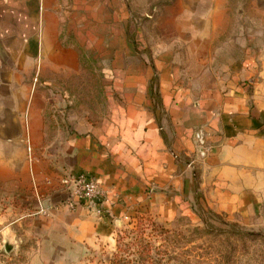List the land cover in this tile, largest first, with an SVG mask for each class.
I'll return each mask as SVG.
<instances>
[{
	"label": "crops",
	"instance_id": "1",
	"mask_svg": "<svg viewBox=\"0 0 264 264\" xmlns=\"http://www.w3.org/2000/svg\"><path fill=\"white\" fill-rule=\"evenodd\" d=\"M162 1L169 4L162 17L172 19L180 6L181 17L190 20L189 29L201 39L200 50L206 45L208 51L216 49L215 43L226 33L224 25L236 17L226 3L240 2L204 0L212 3L206 11H192L186 5L198 0ZM18 2L17 16H27L25 0ZM46 18L42 38L25 33L23 41L6 50L10 62H0V241L9 233L17 236L19 215L8 219L7 212L21 210L31 185L35 210L40 206L48 210L39 217L53 216L54 227L64 230L73 242L107 240L113 220L119 217L117 202L123 187L131 191L136 186L148 190L173 185L174 193L183 192L179 164L170 150L199 161L205 199L216 211L246 216L257 210L264 200V62H231L229 68L215 71L213 57L205 62L200 59L201 66H207L204 74L194 76L190 87L163 94L169 115L161 121L145 101L150 94L133 91L121 121L117 110L108 108L95 127L86 121L74 129L71 111L64 104L70 93L63 88L54 95L57 80L52 78L54 73L57 77L69 75L74 65L72 51L56 44L54 13L47 11ZM34 81L44 83L47 94L36 90ZM56 97L64 103L51 112L48 99ZM24 131L29 132L27 140ZM52 131L63 133L55 138L49 133ZM202 139L203 154L196 146ZM24 143L30 153L29 175L8 170L7 164L11 163L8 148ZM65 174H88L96 179L106 194L98 202L100 212L67 206L70 193L59 183ZM138 177L144 184L137 183Z\"/></svg>",
	"mask_w": 264,
	"mask_h": 264
},
{
	"label": "rangeland",
	"instance_id": "2",
	"mask_svg": "<svg viewBox=\"0 0 264 264\" xmlns=\"http://www.w3.org/2000/svg\"><path fill=\"white\" fill-rule=\"evenodd\" d=\"M226 4L236 17L224 25L226 33L215 43L216 49L208 51L206 45L200 50L201 39L189 29L190 20L181 17L180 6L172 13L178 19L162 17L169 6L162 0H25V17L17 16V7L21 6L18 0H0V62H10L6 50L23 41L26 34L36 33L38 39L42 38L46 12H53L56 44L71 48L74 65L69 75L53 74L57 80L54 95L64 88L70 98L65 103L57 97L48 99V109L57 111L63 103L68 104L72 128L77 129L86 121L95 127L108 108L117 110L121 121L131 93L137 91L150 94L145 101L161 121L168 114L163 94L190 87L194 76L204 74L207 66H201L200 59L205 62L213 57L215 71L229 68L231 62H264V0ZM208 5L212 3L198 0L186 7L206 11ZM36 82V90L47 94L44 83ZM40 102L46 104V100ZM24 133L27 140L29 132ZM49 133L58 138L63 132ZM23 145L8 148V170L29 175L30 153L27 144ZM196 146L203 154L205 141H197ZM170 152L179 164L183 192L180 189L181 194L174 193L173 185L163 189L150 186L148 190L133 185L131 191L123 187L117 202L119 217L113 220L111 237L93 244L73 242L64 230L54 227L53 216L33 215L36 210L31 185L21 210L7 212L8 219L19 215L20 225L16 237L9 233L5 241H0V264H110L118 234L132 229L136 218L144 214L169 232L155 237V245L168 250L174 258L189 260L188 264H264V200L246 216L216 211L205 199L199 161ZM138 179L137 183L144 184L142 178ZM105 197L102 190V199ZM201 208L213 229H205L198 215ZM221 220L236 224L240 228L232 229L236 235L215 231L230 230Z\"/></svg>",
	"mask_w": 264,
	"mask_h": 264
},
{
	"label": "trees",
	"instance_id": "3",
	"mask_svg": "<svg viewBox=\"0 0 264 264\" xmlns=\"http://www.w3.org/2000/svg\"><path fill=\"white\" fill-rule=\"evenodd\" d=\"M212 216L220 219V217L206 210ZM199 217L204 223L205 229H213L210 226L206 214L201 208ZM137 222L132 229L121 231L116 239V252L113 254L110 264H188L189 260L174 258L168 252L157 247L153 242L155 237L168 234L164 228L156 224L152 217L147 214L138 216ZM221 223L230 228V230L217 229L215 231L223 235H236L232 229H240L236 224ZM242 233V232H241Z\"/></svg>",
	"mask_w": 264,
	"mask_h": 264
},
{
	"label": "built area",
	"instance_id": "4",
	"mask_svg": "<svg viewBox=\"0 0 264 264\" xmlns=\"http://www.w3.org/2000/svg\"><path fill=\"white\" fill-rule=\"evenodd\" d=\"M60 185L67 187L70 193L67 206L71 210L79 207H92L98 212V202L102 199V189L96 179L88 174L71 175L65 174L60 178ZM48 210L40 206L33 215H46Z\"/></svg>",
	"mask_w": 264,
	"mask_h": 264
},
{
	"label": "water",
	"instance_id": "5",
	"mask_svg": "<svg viewBox=\"0 0 264 264\" xmlns=\"http://www.w3.org/2000/svg\"><path fill=\"white\" fill-rule=\"evenodd\" d=\"M6 249L8 250V249H9V247H8V248L6 247Z\"/></svg>",
	"mask_w": 264,
	"mask_h": 264
}]
</instances>
